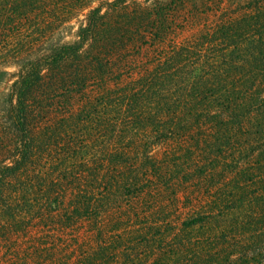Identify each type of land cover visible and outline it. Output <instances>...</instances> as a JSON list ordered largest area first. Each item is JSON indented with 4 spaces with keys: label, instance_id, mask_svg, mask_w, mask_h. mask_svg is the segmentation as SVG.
Here are the masks:
<instances>
[{
    "label": "rangeland",
    "instance_id": "obj_1",
    "mask_svg": "<svg viewBox=\"0 0 264 264\" xmlns=\"http://www.w3.org/2000/svg\"><path fill=\"white\" fill-rule=\"evenodd\" d=\"M155 1L126 0L125 10L142 14ZM5 3L0 264H264V0H175L165 9L169 35L119 56L116 41L86 42L107 72L87 75L82 94L65 83L33 86L22 129L15 83L25 62L77 40L91 9L117 20L122 6L89 0L70 20L30 34L4 16ZM102 35L114 40L115 30ZM257 36L260 53L247 47ZM160 54L161 108L141 99L129 117L117 77L133 82ZM26 134L35 143L23 153Z\"/></svg>",
    "mask_w": 264,
    "mask_h": 264
},
{
    "label": "trees",
    "instance_id": "obj_2",
    "mask_svg": "<svg viewBox=\"0 0 264 264\" xmlns=\"http://www.w3.org/2000/svg\"><path fill=\"white\" fill-rule=\"evenodd\" d=\"M5 2L6 1H2L0 4ZM114 2H119L122 6V8L117 10V20H113L109 17L112 11L107 10L104 13H100V7L93 8L88 13L89 19L86 25L81 26L78 29L77 40L66 42L60 44L56 48H52L50 54L46 56V61H40L37 59L25 62V65L21 68V74L19 75V80L17 82L18 86H16L15 83L16 91H18L15 103L17 118L16 126L22 129L24 125L23 120L26 119L27 112H30V109L27 106L29 102L25 103V100L27 94L34 93V89L32 90L33 86L37 87L40 82L44 81L47 84L49 83L51 87L49 92H52L54 86L59 88L63 85L62 83H65L68 85L69 91L76 90L78 94H82V89L86 84L87 75H91V73L99 71L101 68L104 69L105 73L107 72L108 67L105 62L102 61L103 54H100V51L97 50L92 53V55H89L87 49L84 48L86 42H95L100 46L106 45V42L113 45L116 41L117 56H119L123 51L129 48L139 49L141 44L138 46V42H143L146 37L151 38V36H153L155 40L160 42V35H165L169 30V24L165 16V9L170 11V6L175 3V0H169L168 2L157 0L152 6L143 8L142 14L138 13L136 9H132V12H127L125 10L127 8L126 0H114ZM7 3L8 10L4 16H7L8 19L15 24L25 23V27L22 28V31L27 29L28 33L31 34L38 30L42 33L52 30L54 23H57L56 21L66 22L70 20L73 15L78 14V12L87 7L86 5H88L89 0H11L5 4ZM0 14L3 13L0 12ZM142 28L147 29V36L143 35L146 33L142 32ZM110 29L115 30L114 40H110L112 35L105 38L102 35L105 30ZM100 34L101 38H99ZM224 36L227 39H231L232 37L230 35L229 37L226 35ZM260 37L261 36H257L256 40L252 41L254 44L247 47L255 49V46H258L257 53L262 52L263 50L260 47L262 41ZM181 56L182 52H179L178 50L174 52L173 59L177 62L176 60ZM164 62L165 56L164 54H160L157 55L155 62H152L144 69H139L140 75L136 78L139 79L136 81V84L133 83L136 79L133 80V82L121 84V76L119 75L117 77L116 91L117 94L121 95L119 97L125 100V102L123 100V104L125 105V111L130 113L129 117L132 116L133 112L135 114L137 109L142 106L144 102L141 99L145 100L146 103L152 100L155 101L154 103L157 104L153 107H158L160 110L161 104H159V101L162 100V93L166 90V85L165 82L158 80L162 71L154 68L157 66L159 69L160 65L165 64ZM120 66L122 67L121 62ZM102 84L105 85V88L108 90H112L111 88H113L107 87L108 77L106 78L103 76ZM198 87L199 86H193L190 91H197L199 90ZM156 113L158 114L159 111ZM156 117L158 116L153 115L148 119L149 125H154L157 120ZM18 118L20 120H18ZM133 121H137L133 124L134 127L141 125V120L135 119ZM181 123L182 122L178 121V126H180ZM25 137V148L22 149L23 153H26V149L30 148L27 144L35 143L33 137H28L27 134ZM5 169L7 168L0 170V176L1 174L4 175ZM225 235V233L219 234L217 235V238L220 239L221 236Z\"/></svg>",
    "mask_w": 264,
    "mask_h": 264
}]
</instances>
